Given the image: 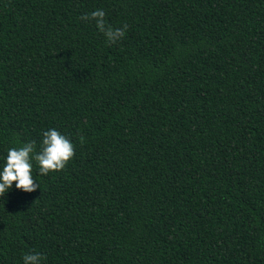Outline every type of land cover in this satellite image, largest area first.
Masks as SVG:
<instances>
[{
    "label": "trees",
    "instance_id": "16d2710c",
    "mask_svg": "<svg viewBox=\"0 0 264 264\" xmlns=\"http://www.w3.org/2000/svg\"><path fill=\"white\" fill-rule=\"evenodd\" d=\"M49 128L0 264H264V0H0V164Z\"/></svg>",
    "mask_w": 264,
    "mask_h": 264
},
{
    "label": "clouds",
    "instance_id": "9594fccd",
    "mask_svg": "<svg viewBox=\"0 0 264 264\" xmlns=\"http://www.w3.org/2000/svg\"><path fill=\"white\" fill-rule=\"evenodd\" d=\"M105 12L97 9L89 15L82 16L84 20H94L96 28L104 34L109 43L116 42L124 36L127 25L112 29L105 26ZM74 155L71 141L55 128H49L42 133L39 151H36L34 142H27L19 148L7 149L0 164V195L4 196L13 188L25 193L35 191L39 184L32 176L33 162L39 174L47 175L50 171L63 169L68 160ZM43 259L40 253H25L22 256L23 264H41Z\"/></svg>",
    "mask_w": 264,
    "mask_h": 264
}]
</instances>
